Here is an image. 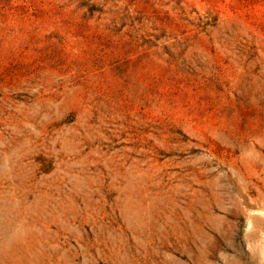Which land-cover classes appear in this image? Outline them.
Wrapping results in <instances>:
<instances>
[{
	"label": "rangeland",
	"instance_id": "rangeland-1",
	"mask_svg": "<svg viewBox=\"0 0 264 264\" xmlns=\"http://www.w3.org/2000/svg\"><path fill=\"white\" fill-rule=\"evenodd\" d=\"M244 215L264 0H0V264H245Z\"/></svg>",
	"mask_w": 264,
	"mask_h": 264
},
{
	"label": "bare ground",
	"instance_id": "bare-ground-1",
	"mask_svg": "<svg viewBox=\"0 0 264 264\" xmlns=\"http://www.w3.org/2000/svg\"><path fill=\"white\" fill-rule=\"evenodd\" d=\"M260 216H258V217L257 216L255 217L254 215H252V216L244 215L243 216V217H246L247 220H249V223H250V221L252 223L250 229L244 234V241L247 242V246H248V242L250 243L247 251L245 252V254L243 253L244 255L242 256L243 257V261H246L245 264H264V256H262L257 251L256 246L253 243H251V241H253L262 230H264V216H261V217ZM238 217L239 216H237V215L230 216V218H232V219H236V218L238 219ZM226 220H227V218H226ZM230 223H233L232 220L230 221ZM231 227H232V225H229V227H228L229 231L231 230L230 229ZM196 245H197V248L199 250V248L201 246L199 239L197 240V244ZM231 261H233V260L231 259Z\"/></svg>",
	"mask_w": 264,
	"mask_h": 264
}]
</instances>
